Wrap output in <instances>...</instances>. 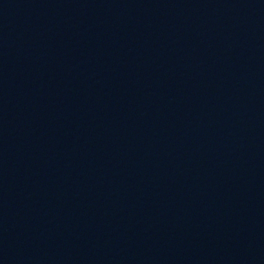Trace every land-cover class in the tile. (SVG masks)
<instances>
[{
    "label": "water",
    "instance_id": "1",
    "mask_svg": "<svg viewBox=\"0 0 264 264\" xmlns=\"http://www.w3.org/2000/svg\"><path fill=\"white\" fill-rule=\"evenodd\" d=\"M0 264H264V0H0Z\"/></svg>",
    "mask_w": 264,
    "mask_h": 264
}]
</instances>
